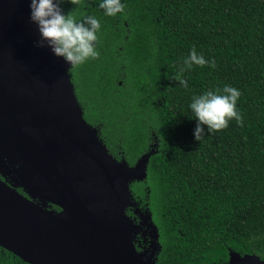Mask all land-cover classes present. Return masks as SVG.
<instances>
[{"label":"trees","instance_id":"16d2710c","mask_svg":"<svg viewBox=\"0 0 264 264\" xmlns=\"http://www.w3.org/2000/svg\"><path fill=\"white\" fill-rule=\"evenodd\" d=\"M124 3L114 17L98 0H64L61 8L100 21L98 58L78 65L85 92L75 84L88 115L105 123L98 136L116 161L146 165V177L130 183L125 208L137 227L136 248L156 264H227L232 250L264 259V0ZM192 48L215 66L179 72ZM225 84L241 93V122L233 118L212 134L204 126L195 140L192 97ZM16 188L29 196L18 182ZM148 212L158 228L155 243Z\"/></svg>","mask_w":264,"mask_h":264},{"label":"water","instance_id":"95a60500","mask_svg":"<svg viewBox=\"0 0 264 264\" xmlns=\"http://www.w3.org/2000/svg\"><path fill=\"white\" fill-rule=\"evenodd\" d=\"M29 3L0 0V245L30 264H156L136 248L125 213L130 183L146 177V165L108 153L83 117L69 64L34 45ZM144 222L157 242L151 213ZM227 264L264 259L232 250Z\"/></svg>","mask_w":264,"mask_h":264},{"label":"clouds","instance_id":"9594fccd","mask_svg":"<svg viewBox=\"0 0 264 264\" xmlns=\"http://www.w3.org/2000/svg\"><path fill=\"white\" fill-rule=\"evenodd\" d=\"M64 0H30L29 20L36 25L39 39L34 41L36 47L47 46L51 52L61 57L69 68L83 64L99 56L97 48L101 25L94 15L75 18L70 12L65 13L61 4ZM75 5L76 0H70ZM98 7L106 16H116L125 11L124 0H98ZM215 66L213 59L206 60L195 48L183 57L179 72L191 71L194 65ZM178 79V83L187 87V81ZM236 87L225 84L222 89L207 90L194 95L188 107L195 117L194 139L201 141L205 134L217 132L228 126L231 119L241 122V115L236 104L240 96Z\"/></svg>","mask_w":264,"mask_h":264},{"label":"flooded vegetation","instance_id":"af4514ba","mask_svg":"<svg viewBox=\"0 0 264 264\" xmlns=\"http://www.w3.org/2000/svg\"><path fill=\"white\" fill-rule=\"evenodd\" d=\"M71 69H72V73H73V79H74L73 86H74L75 93H76V89H75L76 85L75 84H80L82 92H85L84 91V85L82 83H79L82 80L81 74L84 73V70L80 69L79 66L78 67L77 66L71 67ZM121 81L122 80L119 81V84L122 83ZM76 96H77V94H76ZM77 99H78V97H77ZM78 103L81 107L84 119L87 120V122L91 125L92 128L98 130V133L101 134V132H102L101 128L105 126L104 121L95 120L96 119L95 116L92 117L91 114H90L91 116L88 115V112H90V111H89V106H88L89 104H88L86 97L83 98L82 101L78 99ZM8 176H11V178H12L11 172L5 173L4 177L7 178ZM20 192H22V191H20ZM40 203L43 207H45L46 205L51 207L49 204H47L45 202H40ZM45 208L48 209L47 207H45ZM60 210H61V208L58 206L56 208V211H54V213H58ZM19 258L20 257L18 255L14 254L10 250H8V249H6L0 245V264H30V263L26 262L25 260H23L22 258H20V259Z\"/></svg>","mask_w":264,"mask_h":264}]
</instances>
